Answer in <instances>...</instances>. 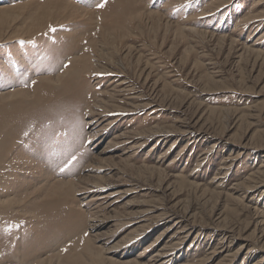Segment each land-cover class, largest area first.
<instances>
[{
    "label": "rangeland",
    "instance_id": "obj_1",
    "mask_svg": "<svg viewBox=\"0 0 264 264\" xmlns=\"http://www.w3.org/2000/svg\"><path fill=\"white\" fill-rule=\"evenodd\" d=\"M0 264H264V0H0Z\"/></svg>",
    "mask_w": 264,
    "mask_h": 264
},
{
    "label": "bare ground",
    "instance_id": "obj_2",
    "mask_svg": "<svg viewBox=\"0 0 264 264\" xmlns=\"http://www.w3.org/2000/svg\"><path fill=\"white\" fill-rule=\"evenodd\" d=\"M98 70L100 69V68H97ZM119 72V71H118ZM120 80H122V79H119V80H117V82L118 81H120ZM128 80V79H127ZM60 83H67L68 81H66L65 79H61L60 81H59ZM116 83V80H114V81H112V83ZM63 83V84H64ZM128 83H130V82H128ZM125 84H127V82L126 81H120L119 82V85H125ZM70 86H72V85H70ZM70 89V88H69ZM70 92H71V90H70ZM70 96V95H69ZM90 123H92V121L90 122ZM148 134V133H147ZM121 142L122 141H120V142H115V144L116 145H120L121 144ZM176 144V142H171V148L172 147H174V145ZM170 149V148H169ZM106 161V160H105ZM128 163L129 164H127L128 166H132V165H130V162L128 161ZM224 164V165H223ZM223 166L222 167H220L218 170L220 171V175L221 176H224L225 174H227V171H228V169L230 168L229 166H226V162L224 161L223 162ZM146 168V167H145ZM259 173H257V174H255V176H257ZM132 190H127V191H123V192H118L117 194H119V195H125V193H130ZM109 197V196H108ZM104 198H106V196H103L101 199H104ZM119 198H121V197H119ZM92 201H94V200H92ZM99 212V211H98ZM97 213V212H96ZM98 222V220L95 218L92 222ZM149 222L147 223V224H145V225H143L142 226V228H139V230H141L142 231V229H145V228H149L150 226H151V224L152 223H154V222H152V221H150V220H148ZM157 221V220H156ZM180 223H183V222H181V221H178L177 220V222H175V225H178V224H180ZM99 226L97 225V226H94V229H96V228H98ZM175 228H173L172 226H169L166 230H165V232H167L168 234H167V236L174 230ZM187 231V228H184V227H182L181 229H175V232H174V234L172 235V236H170L168 239H167V241L165 242V244L166 245H164V247H162L160 250H159V253L157 254V255H155L154 257L156 258V259H159V260H162V258H164L165 257V255L167 254V252L169 251V250H171V249H173L174 247H176L178 244H180L181 243V241H182V235L185 233ZM155 244H152L151 246H154ZM223 252V251H222ZM229 252V251H228ZM228 252H226V253H228ZM212 255H221V254H219V252H217V249H215L212 253H211Z\"/></svg>",
    "mask_w": 264,
    "mask_h": 264
},
{
    "label": "snow or ice",
    "instance_id": "obj_3",
    "mask_svg": "<svg viewBox=\"0 0 264 264\" xmlns=\"http://www.w3.org/2000/svg\"><path fill=\"white\" fill-rule=\"evenodd\" d=\"M103 6H104L103 4L98 5V7H103Z\"/></svg>",
    "mask_w": 264,
    "mask_h": 264
}]
</instances>
